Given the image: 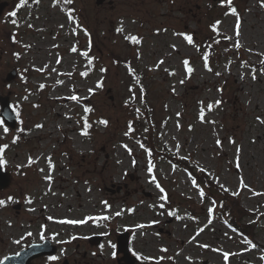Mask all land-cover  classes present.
I'll return each instance as SVG.
<instances>
[{"label": "rangeland", "instance_id": "374dc122", "mask_svg": "<svg viewBox=\"0 0 264 264\" xmlns=\"http://www.w3.org/2000/svg\"><path fill=\"white\" fill-rule=\"evenodd\" d=\"M7 1L0 16V95L21 105L26 131L18 144L17 128L0 118L3 165L13 175L0 190L6 201L0 207V260L48 238L57 259L39 257L35 264H126L117 236L127 233L121 240L127 238L140 256L135 264H264L261 0H231L230 6L221 0H72L67 6V0H25L20 8L21 0ZM217 21L231 39L205 67L198 47ZM11 70L16 75L7 81ZM128 71L142 87L135 95L126 87ZM85 115L88 135L82 134ZM133 115L149 144L128 129ZM37 148L51 153L39 155ZM177 158L235 197L245 211L240 222L252 225L250 239L226 224L213 208L216 196L176 165ZM104 216L109 219L87 220ZM93 235L100 239L91 241Z\"/></svg>", "mask_w": 264, "mask_h": 264}, {"label": "trees", "instance_id": "16d2710c", "mask_svg": "<svg viewBox=\"0 0 264 264\" xmlns=\"http://www.w3.org/2000/svg\"><path fill=\"white\" fill-rule=\"evenodd\" d=\"M225 42V36H223L217 30L213 29L210 34L205 37L203 43L201 44L202 56L204 57L205 55H207L208 58H210L212 56L217 55L220 45L224 44ZM134 86L135 82L133 81H130L129 84H127V88H130V91L132 92L135 91ZM128 104L130 103L128 102ZM128 104L125 105L126 108L128 107ZM138 120L139 119L134 115L129 116L127 118V123L129 126L128 129L131 130V132H134L135 138L140 141L141 144L147 145L150 143V139L147 140L142 138L144 135L147 134L144 130H140ZM178 161L183 166L187 167L190 171H192L199 181L207 185L213 195L217 196V208L224 214L228 225L232 226L245 236L251 237V233L248 232V230L252 229V225L250 223L242 224V222H240V215L243 214L245 211L240 205H237L235 197L231 196L226 190L218 187L214 182L211 181L210 176H208L201 170L199 171L189 161L184 159H178Z\"/></svg>", "mask_w": 264, "mask_h": 264}, {"label": "snow or ice", "instance_id": "6c2138e0", "mask_svg": "<svg viewBox=\"0 0 264 264\" xmlns=\"http://www.w3.org/2000/svg\"><path fill=\"white\" fill-rule=\"evenodd\" d=\"M24 2H25V0H21V5H23ZM67 2H68V3H71L72 0H67ZM225 2H226L229 6L231 5V0H221V4H222V5H224ZM261 5L264 6V0H261ZM231 12H232L233 14H236V15H237V31H236V35L239 36V31H238V28H239V17H238V14L236 13V9H235L234 7H231ZM11 15H15V12H13ZM69 15H70V18H71V10L69 11ZM13 23H15V21H13ZM219 23H220V22L217 21L215 24L212 25V28H213L214 30H217V25H218ZM85 31H86V30H85ZM117 31H118V32H122V31H123V27L118 28ZM180 35H183L189 44H193V43H194L193 38H192L191 35L184 34V33H181ZM125 39L130 40V41H131L132 43H134V44H139V43L141 42V38L136 37V36H126ZM225 39H231V38L226 36ZM235 46H236V47H239V46H240L239 43H238V41H237V43H236ZM71 51L76 52V51H77L76 47L73 46V48L71 49ZM81 55L87 57V56H88V52L85 51V52L81 53ZM204 61H205V67H208V56H207V55L204 56ZM59 62H60V61L58 60L57 63H59ZM162 62H163V61H161V63H162ZM89 63H91V59H89ZM261 63L264 64V61H262ZM188 64H189L188 60H185V61H184V65H185V67H186V69H187V72L190 74V73L193 71V69H192L191 67H189ZM209 70H210V69H209ZM101 71L103 72V71H105V69H101ZM130 71H132L133 74H134V70L130 69ZM253 71H255V70H253ZM87 74H88L87 72L81 73V75H84V76H87ZM217 75H219V73H217ZM253 79H255V75H253ZM57 83H63V82H62V81H57ZM99 86H101V85L98 83V87H99ZM41 87H43V85H41ZM93 91H94V89H89V92H93ZM69 99H71V100H73V101H76V100H79L80 98H79L78 96H76V95H72L71 97H69ZM216 103L219 104L220 102L217 101ZM212 107H213L212 104H209V105H208V109H209V110H211ZM85 111H86V112H90V111H92V109H91V108H88V107H85ZM178 115H179V114H178ZM203 116H204V113H203V110H201V115H200L201 120H203ZM258 119H259V118H258ZM262 122H264V121H262ZM100 123L106 125V124H107V121H106V120H101ZM37 127H40V125H37ZM89 127H91V125L88 124V122H87V118L85 117V118H84V126H83V130H82V134H83V135H88V128H89ZM5 131H7V129H5ZM126 135H127V133H126ZM217 143L219 144L220 141L218 140ZM5 147H6V146H5ZM125 147H127V146H125ZM2 151H3V149H0V152H2ZM29 159L31 160V158H29ZM0 163H4V161H3L2 159H0ZM49 164H50V166H51V160H50V158H49ZM237 166H238V165H237ZM149 171H150V172L152 171V168H151V167L149 168ZM45 178L48 179V180H51V176H47V177H45ZM153 179H154V178H153ZM157 186L159 187V185H157ZM245 187H247V186L245 185ZM161 191H163V190L161 189ZM203 194H204V193H203V190H201V196H203ZM234 194H235V193H234ZM254 194H257V193H254ZM8 199L11 200L12 197H9ZM29 202H31V201H29ZM5 203H6V201H4V200H0V207L4 206ZM106 203H107V202H105V204H106ZM161 207H163V205H161ZM209 211L211 212V209H209ZM117 215H119V213H117ZM49 219H52V218L49 217ZM100 219L107 220V219H109V217L104 216V217H95V218H94V217H88V218H87V220H100ZM60 222H61V223H69V224H83V223L86 222V220H63V221H60ZM29 235H31V234L29 233ZM73 239H75V237H73ZM17 243H19V242L17 241ZM253 246H254V245H253ZM165 251H166V250H165ZM228 256H229V253H227V252L224 253V258H225V260H227ZM50 259H52V260H56L57 257L53 256V257H50ZM145 259H148V258L145 257Z\"/></svg>", "mask_w": 264, "mask_h": 264}, {"label": "water", "instance_id": "95a60500", "mask_svg": "<svg viewBox=\"0 0 264 264\" xmlns=\"http://www.w3.org/2000/svg\"><path fill=\"white\" fill-rule=\"evenodd\" d=\"M5 6H6V2L0 3V14H1V12ZM14 76H15V71L12 70L11 72L8 73L7 79L9 80V79L13 78ZM0 102H1V106H2V109L0 111V115L4 118L5 122L8 125H10L11 127H14L16 124V117H15V113L11 109L8 97L7 96H1ZM10 179H11V175L7 172H4L2 170L1 164H0V187L7 186L10 182ZM43 247H44V245H32L28 249L20 252L17 255H11V256L5 257L4 260H2L0 262V264H28L27 262L29 261L30 256L32 254L37 253V248H43ZM118 247L121 251H123L125 253V259L130 261L129 257H128V247H127L126 239L119 241ZM28 252H30V254L27 255L25 257V259H23L24 255L27 254ZM127 264H132V262H129Z\"/></svg>", "mask_w": 264, "mask_h": 264}, {"label": "bare ground", "instance_id": "6f19581e", "mask_svg": "<svg viewBox=\"0 0 264 264\" xmlns=\"http://www.w3.org/2000/svg\"><path fill=\"white\" fill-rule=\"evenodd\" d=\"M61 91H63V89ZM56 93L57 92H54L51 97L52 98H55V99L58 98V96L56 95ZM66 100L68 101V99H66ZM78 153H79V150H76V154H78Z\"/></svg>", "mask_w": 264, "mask_h": 264}]
</instances>
